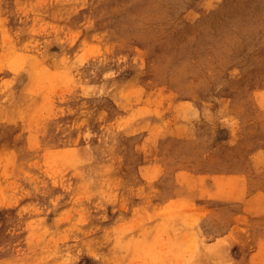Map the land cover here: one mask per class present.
Wrapping results in <instances>:
<instances>
[{"label": "rangeland", "instance_id": "obj_1", "mask_svg": "<svg viewBox=\"0 0 264 264\" xmlns=\"http://www.w3.org/2000/svg\"><path fill=\"white\" fill-rule=\"evenodd\" d=\"M0 264H264V0H0Z\"/></svg>", "mask_w": 264, "mask_h": 264}]
</instances>
